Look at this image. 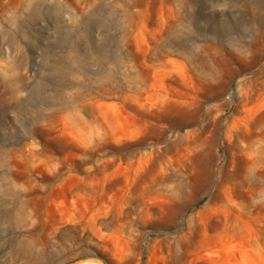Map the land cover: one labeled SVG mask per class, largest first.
I'll list each match as a JSON object with an SVG mask.
<instances>
[{
    "label": "rangeland",
    "instance_id": "rangeland-1",
    "mask_svg": "<svg viewBox=\"0 0 264 264\" xmlns=\"http://www.w3.org/2000/svg\"><path fill=\"white\" fill-rule=\"evenodd\" d=\"M0 264H264V0H0Z\"/></svg>",
    "mask_w": 264,
    "mask_h": 264
}]
</instances>
